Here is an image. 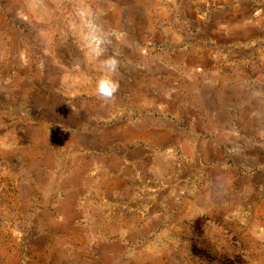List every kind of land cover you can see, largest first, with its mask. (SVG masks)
I'll return each instance as SVG.
<instances>
[{"label":"rangeland","instance_id":"374dc122","mask_svg":"<svg viewBox=\"0 0 264 264\" xmlns=\"http://www.w3.org/2000/svg\"><path fill=\"white\" fill-rule=\"evenodd\" d=\"M0 264H264V0H0Z\"/></svg>","mask_w":264,"mask_h":264},{"label":"clouds","instance_id":"9594fccd","mask_svg":"<svg viewBox=\"0 0 264 264\" xmlns=\"http://www.w3.org/2000/svg\"><path fill=\"white\" fill-rule=\"evenodd\" d=\"M81 18L84 19L87 32L83 37L84 43L90 54L100 56L103 52L101 42L100 28L97 24L89 19L92 16L90 10L81 9L78 11ZM103 65L111 72L117 69V62L114 59H109L103 62ZM118 85L110 78H103L97 82L96 94L101 98H109L116 91Z\"/></svg>","mask_w":264,"mask_h":264},{"label":"bare ground","instance_id":"6f19581e","mask_svg":"<svg viewBox=\"0 0 264 264\" xmlns=\"http://www.w3.org/2000/svg\"><path fill=\"white\" fill-rule=\"evenodd\" d=\"M39 13V12H38ZM34 16V15H33Z\"/></svg>","mask_w":264,"mask_h":264}]
</instances>
